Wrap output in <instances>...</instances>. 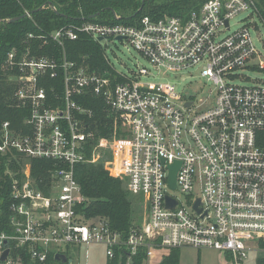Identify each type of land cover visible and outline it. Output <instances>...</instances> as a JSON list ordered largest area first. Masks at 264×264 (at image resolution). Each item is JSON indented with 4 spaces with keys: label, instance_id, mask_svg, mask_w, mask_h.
I'll return each instance as SVG.
<instances>
[{
    "label": "built area",
    "instance_id": "built-area-1",
    "mask_svg": "<svg viewBox=\"0 0 264 264\" xmlns=\"http://www.w3.org/2000/svg\"><path fill=\"white\" fill-rule=\"evenodd\" d=\"M252 9V0H209L188 18L144 16L134 25L83 19L47 36L29 35L61 52L37 56L28 48L19 63L27 85L19 92L29 104L27 130L4 123L0 154L14 152L26 162L20 171L8 172L11 233L0 232V264H24L26 254L44 263L56 248L92 244L105 246L110 261L125 253L126 264H133L141 249L150 262L156 252L181 247L215 249L234 264L250 252L264 258V83H235L244 68L264 70V60L248 24L232 30V21ZM82 36L99 44L127 42L159 71L195 70L215 86V102L200 108L194 98L178 93L175 82L144 80L152 75L147 68L126 75L106 57L113 72L68 60L66 43ZM16 59L14 51L8 55L11 65ZM46 78L60 79L50 96L37 83ZM88 94L102 98L115 114L120 138L115 131L112 138L97 139L89 130L93 113L77 101ZM31 160L53 162L47 192L32 177ZM101 160L143 202L144 222L126 238L104 220L82 222L77 211L89 200L76 168ZM176 162L181 166L174 190L169 176ZM196 187L201 197L194 196ZM167 197L176 201L174 209L167 207ZM5 242L9 254L2 261Z\"/></svg>",
    "mask_w": 264,
    "mask_h": 264
},
{
    "label": "trees",
    "instance_id": "trees-1",
    "mask_svg": "<svg viewBox=\"0 0 264 264\" xmlns=\"http://www.w3.org/2000/svg\"><path fill=\"white\" fill-rule=\"evenodd\" d=\"M209 0H0V144L1 130L4 123H9L14 130L25 132V119L29 116V104L19 98V92L27 89L20 72V61L26 55L28 48L31 55L59 56L61 50L53 43L41 46L38 38L47 36L53 31L83 19L99 23H134L144 16L153 18L177 16L188 18L198 11ZM256 6V10H257ZM258 11V10H257ZM118 15L120 20L115 18ZM264 20V13L260 12ZM92 16H96L92 19ZM15 22L10 20L20 18ZM17 54V59L11 65L8 55ZM68 60L83 65L86 63L91 70L98 72H113L105 60L103 48L86 36L76 42L66 43ZM58 80L49 78L37 81L38 85L47 88L50 96L51 85H59ZM79 104L90 110L93 116L88 120L89 130L97 139L121 137L119 125L115 130V114L105 104L102 98L94 95H85L77 98ZM93 143V142H92ZM264 144V142H263ZM90 155V154H89ZM26 161L16 153L0 154V232L11 233L10 204H11V178L8 172L16 173L21 170ZM32 177L37 181L40 189L47 192L54 169L53 162L48 160H31ZM105 160L96 164L78 165L76 178L82 194L89 202L79 205L77 211L82 222L91 220H104L110 230L126 238L132 229H138L144 222L139 218V201L141 198L132 195L125 182L114 178L105 168ZM144 209V208H143ZM144 216V213H143ZM145 218V217H144ZM108 264H126L128 257L125 253ZM55 253H50L44 263L35 262L29 255L24 256V264H64L55 259ZM69 258H72L66 254ZM133 264H147L148 258L145 250H139L132 258ZM160 264H181L179 249L171 250L163 256ZM257 264H264V258Z\"/></svg>",
    "mask_w": 264,
    "mask_h": 264
},
{
    "label": "rangeland",
    "instance_id": "rangeland-1",
    "mask_svg": "<svg viewBox=\"0 0 264 264\" xmlns=\"http://www.w3.org/2000/svg\"><path fill=\"white\" fill-rule=\"evenodd\" d=\"M257 6L256 9L244 12L232 21V30H238L245 25H249L250 34L254 40L257 49L262 53L264 60V20L260 12L264 13V0H252ZM164 16H168L165 14ZM251 23V24H249ZM247 25V26H248ZM103 48L105 57L110 60V63L115 69L123 74L128 75L130 72H138L142 68H147L152 72V75L143 78L152 83H176L178 93L186 94L196 100V105L205 108L213 105L215 102L216 89L215 86L207 81V79L198 77L199 73L191 71L190 73L177 75L164 71L156 70L152 67L149 61L141 56L127 42L114 40H104L100 42ZM243 76L235 81L244 85H252L253 83H264V70L244 68ZM258 79L260 82L255 81ZM203 101V104L202 102ZM126 185V184H125ZM127 187V185H126ZM174 196L180 197L179 192L173 193ZM195 197H201L202 191L199 187L195 188ZM182 197V196H181ZM184 200V198H182ZM186 201V199H185ZM140 214L139 218L144 220L145 210L143 202L139 201ZM144 213V216H143ZM253 242L250 241V244ZM56 253H67L72 257L74 264H108L109 259L106 254V247L99 244L85 246H63L55 249ZM179 257L181 264H234L233 259L229 255H224L221 251L215 249H197L193 247H181L179 249ZM161 256L157 254L147 264H158ZM258 254L250 252L242 264H257Z\"/></svg>",
    "mask_w": 264,
    "mask_h": 264
},
{
    "label": "water",
    "instance_id": "water-1",
    "mask_svg": "<svg viewBox=\"0 0 264 264\" xmlns=\"http://www.w3.org/2000/svg\"><path fill=\"white\" fill-rule=\"evenodd\" d=\"M95 17L96 16H92V19ZM20 19H21V17L15 18V19L10 20V22L12 23V22L18 21ZM190 105H191L190 103L187 104V106H190ZM180 166H181V162H176L173 166H171V172H170V176H169V185L174 190L177 188V174H178V171L180 169ZM166 202H167V207L171 208V209H174L176 204H177L176 201H174L170 197L166 198ZM200 202L201 201L198 199L196 204H195V210L198 211L199 213H200V210L198 209V206L200 205ZM4 246H5L6 250L2 255V258H1L2 261H5L8 254H9V250H8L9 243L5 242ZM55 259L59 262L64 263V264H73V259L69 258L66 254H63V253H57L55 255Z\"/></svg>",
    "mask_w": 264,
    "mask_h": 264
},
{
    "label": "crops",
    "instance_id": "crops-1",
    "mask_svg": "<svg viewBox=\"0 0 264 264\" xmlns=\"http://www.w3.org/2000/svg\"><path fill=\"white\" fill-rule=\"evenodd\" d=\"M161 253H162V254H161L160 256H162V258H163V256L168 255V254L170 253V251H163V252H161ZM162 258L159 260V263H158V264H160ZM257 263H258V262H257Z\"/></svg>",
    "mask_w": 264,
    "mask_h": 264
},
{
    "label": "bare ground",
    "instance_id": "bare-ground-1",
    "mask_svg": "<svg viewBox=\"0 0 264 264\" xmlns=\"http://www.w3.org/2000/svg\"><path fill=\"white\" fill-rule=\"evenodd\" d=\"M157 254L161 255L162 253H161V252H156L154 256H156ZM154 256H153V257H154Z\"/></svg>",
    "mask_w": 264,
    "mask_h": 264
}]
</instances>
